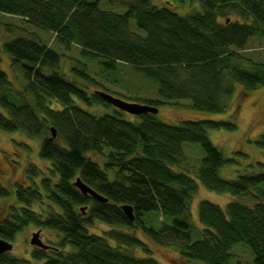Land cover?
Segmentation results:
<instances>
[{
  "label": "trees",
  "instance_id": "1",
  "mask_svg": "<svg viewBox=\"0 0 264 264\" xmlns=\"http://www.w3.org/2000/svg\"><path fill=\"white\" fill-rule=\"evenodd\" d=\"M165 1L0 0V13L20 18L2 24L9 34L2 48L18 82L0 67V133L39 140L38 159L47 162H30L28 182L14 191L0 182V198L12 195L18 203L0 217V238L13 244L29 225L55 232L58 241L47 248L32 245L35 264H164L138 231L175 245L190 264H245L237 245L252 254L251 264H264V161L223 177L230 160L208 134L236 129V112L228 120L176 124L152 112L131 114L101 95L112 93L90 73L91 62L112 77L127 64L159 86V98L138 103L189 99L192 108L213 113L231 108L239 86L245 93L264 87V62L244 54L252 38L264 39V0ZM46 33L64 51L78 50L67 71L64 53L45 42ZM257 144L264 149V134ZM189 147L197 150L194 165ZM77 179L107 201L83 194ZM200 183L236 199L225 207L199 200L198 227L191 209L204 191ZM123 205L133 207V221ZM152 215L163 220L154 224ZM96 221L111 228L90 231ZM0 264L32 262L5 252Z\"/></svg>",
  "mask_w": 264,
  "mask_h": 264
},
{
  "label": "rangeland",
  "instance_id": "2",
  "mask_svg": "<svg viewBox=\"0 0 264 264\" xmlns=\"http://www.w3.org/2000/svg\"><path fill=\"white\" fill-rule=\"evenodd\" d=\"M153 1L159 5L166 3L165 0ZM6 20L18 23L20 18L0 13V67L9 74L11 80L18 82L16 78L18 77V72L14 71L12 68L11 56L2 48L3 42L9 37V34L6 33L2 25L3 21ZM131 24L136 28L135 20L131 19ZM30 31L38 32L39 30L31 28ZM38 33L40 36L44 35L42 31ZM46 38H44V40L49 46L64 53L62 65L67 71V68L75 63V58H78V50L75 49V47L70 51L66 49L64 51V49L59 48L55 36L53 37L51 33H46ZM244 54L255 61L264 62V39L258 37L252 38ZM89 67L90 73L100 81V83L110 89L112 94H122L120 98L122 96V98L132 102H144L145 99L159 98L158 83L130 65L121 64L113 77L108 75L102 76L100 66L96 62H91ZM158 108V117L162 121L170 124H176L183 120L196 119L228 120L231 114L236 112V129L228 130L220 128L210 129L208 131L211 141L222 151L223 155L230 160L220 169V174L223 177L235 178L236 175H238V170L242 172V169H244L249 162L255 163L256 161H264V149L257 144V140L264 134V87L245 93L243 88L239 86L232 100L231 108L225 113L196 110L191 107V101L189 99H181L172 104H162L159 105ZM198 148L203 151L200 145H198ZM39 149V140L27 138L19 131L1 132L0 182L7 185L11 191H14L16 184L28 182L26 168L30 162H37L41 167L47 166L46 161L39 160ZM195 152H197L195 147L188 148V159L193 165L196 164L195 157L197 153ZM239 152L241 154H239ZM256 152L257 154H255ZM199 189L204 190L200 193L204 197H200L197 194V196L194 197V202L192 200L193 209H191V220L195 223L199 222V202L201 200L207 199L225 207L223 205L236 199L229 193H219L210 190L201 183ZM239 200L248 202L246 198ZM14 202L18 205L12 195L10 197L0 198V217L7 214L8 208L11 204H14ZM152 218L154 219V224L163 220V217L158 215H152ZM195 225L199 227L201 224L197 223ZM88 227L90 231L98 233L111 228L110 225L100 221H96L94 224L88 225ZM38 230L37 226L31 225L22 228L21 231L17 233L15 241H13L11 254L17 257L30 259L32 264L38 263L33 257V246L30 243L33 232ZM40 231L44 243H50L53 239L54 241H58L55 232L46 229H40ZM137 234L144 239V241L146 240L148 242L152 249V254L162 263L190 264L184 259H181L175 245L154 242L141 231H138ZM112 242L115 243L114 240ZM234 251L242 255L241 260L243 263L251 264L253 258L247 248L237 245ZM137 253L143 255V252L140 250H137Z\"/></svg>",
  "mask_w": 264,
  "mask_h": 264
},
{
  "label": "water",
  "instance_id": "3",
  "mask_svg": "<svg viewBox=\"0 0 264 264\" xmlns=\"http://www.w3.org/2000/svg\"><path fill=\"white\" fill-rule=\"evenodd\" d=\"M101 95H103L109 102H111L114 106L120 108L121 110H124L131 114H142L146 112H152V113H158L159 108L147 104H141L138 102H129L126 101L118 96H114L110 93L99 91ZM56 136V131L52 129V137L54 138ZM83 194L87 195L90 194L95 199L101 200V201H107V198L101 196L99 193H97L95 190L90 188L87 184H85L81 179H77V181L74 183ZM122 209L125 211L126 216L130 221H133L135 219V215L133 212V207L130 205H123ZM84 210V208H83ZM30 243L32 245L41 247V248H47L48 245H46L40 238V231H37L33 234ZM13 249V244L6 239L0 238V254H3L5 252H10Z\"/></svg>",
  "mask_w": 264,
  "mask_h": 264
}]
</instances>
